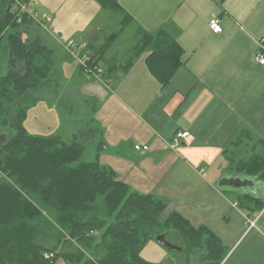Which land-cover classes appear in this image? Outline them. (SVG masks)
Listing matches in <instances>:
<instances>
[{
  "label": "crops",
  "instance_id": "obj_1",
  "mask_svg": "<svg viewBox=\"0 0 264 264\" xmlns=\"http://www.w3.org/2000/svg\"><path fill=\"white\" fill-rule=\"evenodd\" d=\"M118 3L122 11L114 14L96 0H28L26 13L33 24L26 37L39 38L50 49L51 79L61 94L66 81H75L80 89L95 83L90 95L83 94V107L95 109L86 138L100 141L93 159L98 155L101 164L133 189L163 197L166 216L177 212L192 226L210 230L228 248L220 264H264V209L249 215L236 200L246 193L264 200V179L227 171L222 155L242 129L264 141V65L255 60L264 39V0ZM117 15L128 16L125 27L122 18L117 22ZM213 16L219 19L220 33L209 28ZM117 23L120 26L113 31ZM130 27L136 35L134 43L125 53L109 55ZM118 31L121 34L101 54L99 75L83 73L66 49L70 39L97 49ZM161 31L181 48L180 64L166 85L147 66L150 48L133 58L125 70L142 36ZM40 95L48 93L41 90ZM50 98L56 105L57 97ZM179 132L189 135L172 148L170 143ZM135 145L148 149L139 152ZM230 178L252 184L222 185ZM252 220L254 226L249 224ZM163 236L180 250L169 252L150 241L142 256L154 263L181 264L182 239L176 233ZM199 254L197 264H201Z\"/></svg>",
  "mask_w": 264,
  "mask_h": 264
},
{
  "label": "trees",
  "instance_id": "obj_2",
  "mask_svg": "<svg viewBox=\"0 0 264 264\" xmlns=\"http://www.w3.org/2000/svg\"><path fill=\"white\" fill-rule=\"evenodd\" d=\"M96 1L111 13L122 11L118 0ZM13 8L14 0H0V127L8 131L4 139L0 133V264H56L58 259L65 264H160L146 260L142 251L168 232L183 241L181 264H189L195 251L201 253V264H220L228 248L210 230L192 226L177 212L166 216L163 197L133 189L98 155L84 161L86 146L77 133L66 141L60 134L27 129V113L45 98L57 97L60 115L72 120L89 122L95 109L77 107L60 93L51 79L50 49L39 38L26 37L33 19ZM128 21L123 15L122 26ZM121 32L97 49L85 44L91 71L79 65L80 70L92 75ZM133 48L125 70L150 48L147 66L162 85L168 84L180 64L179 45L161 31L144 34ZM41 90L48 96H41ZM222 155L227 171L264 179V141L252 131L240 130ZM236 200L249 215L264 209L257 195L246 193ZM51 232L63 249L48 246Z\"/></svg>",
  "mask_w": 264,
  "mask_h": 264
},
{
  "label": "rangeland",
  "instance_id": "obj_3",
  "mask_svg": "<svg viewBox=\"0 0 264 264\" xmlns=\"http://www.w3.org/2000/svg\"><path fill=\"white\" fill-rule=\"evenodd\" d=\"M123 19V17H120L117 15V22H119V19ZM122 21V20H121ZM119 23H117V26L114 27L113 31L118 28ZM116 28V29H115ZM111 31V32H113ZM134 29L132 27L128 28L119 38L115 41L114 45L109 51V55H114L116 53L122 54L125 53L128 48L134 43L135 40V34H134ZM66 81V80H65ZM95 83H90L87 84L86 86L78 88V84L75 81H66L65 83V88L62 89V94L63 96L67 97L70 102L74 105H80L83 107V102H85L83 94L90 95V91L93 89ZM93 87H90V86ZM95 88H98L95 87ZM49 101H42L39 102V105H35V107L31 108L30 111L27 113L25 125L27 129L32 132V133H37V134H43V135H49V134H60L64 140L70 141L72 139V135L74 133L79 134L80 136V141H82L85 146V152L82 157L84 161H91L93 160V155L97 150V147L99 145V140L95 139L93 141V137H87L86 138V130L87 126L89 125L88 121H83L80 118H75L76 120H72L70 117H63L60 115L58 109H56L51 103L50 99L47 98ZM77 105V107H79ZM85 106V105H84ZM0 133L3 134V139L8 136V131L5 129H2L0 127ZM233 201V200H231ZM52 234V235H51ZM48 236H51L53 239V233H49ZM173 242L177 243V238L175 237L171 239ZM49 247L55 249V250H60L63 249L64 243L60 244L56 240H51L50 242L47 243ZM178 244V243H177ZM164 249V248H163ZM166 249V248H165ZM177 254V253H176ZM194 254V255H193ZM190 256V261L191 264H197L198 262V252H194ZM197 254V255H196ZM64 263L62 259H58L56 264Z\"/></svg>",
  "mask_w": 264,
  "mask_h": 264
},
{
  "label": "built area",
  "instance_id": "obj_4",
  "mask_svg": "<svg viewBox=\"0 0 264 264\" xmlns=\"http://www.w3.org/2000/svg\"><path fill=\"white\" fill-rule=\"evenodd\" d=\"M13 9H17L20 12H26V7L24 3H21L20 0H14V8ZM45 17L42 18V20H44ZM41 20H37V22H40ZM209 28L213 33H220L222 31V27L219 24V19L218 17L213 16L210 20H209ZM85 44L82 43H78L73 39H70L67 41L66 43V49L68 50V52L72 55V57H74L77 61V63L86 68L88 71H91L87 66V62L89 61L90 58V54L85 51ZM255 60L264 65V39H262V41L259 43L258 48L255 52ZM101 69L97 66L94 67V71H93V75H99L101 73ZM189 135L188 132H179L177 133L172 142L170 143V146L172 148L177 147L180 144V140L181 139H185L187 138ZM148 149V146H140V145H135V150L139 151V152H143L145 150ZM255 221L252 220L249 222L250 226H254Z\"/></svg>",
  "mask_w": 264,
  "mask_h": 264
},
{
  "label": "water",
  "instance_id": "obj_5",
  "mask_svg": "<svg viewBox=\"0 0 264 264\" xmlns=\"http://www.w3.org/2000/svg\"><path fill=\"white\" fill-rule=\"evenodd\" d=\"M10 8V7H9ZM251 181L249 180H242V179H239V178H230V179H226L222 185H225V186H231V187H234V188H237V187H242V186H246V185H251ZM156 242L163 246L164 248L168 249V250H172V249H177V250H180L179 248H177L176 246L168 243L165 239H164V236L163 234L161 235H158L156 236L155 238Z\"/></svg>",
  "mask_w": 264,
  "mask_h": 264
},
{
  "label": "bare ground",
  "instance_id": "obj_6",
  "mask_svg": "<svg viewBox=\"0 0 264 264\" xmlns=\"http://www.w3.org/2000/svg\"><path fill=\"white\" fill-rule=\"evenodd\" d=\"M39 18V17H38ZM38 27V26H37ZM39 28V27H38ZM260 42V41H259Z\"/></svg>",
  "mask_w": 264,
  "mask_h": 264
}]
</instances>
